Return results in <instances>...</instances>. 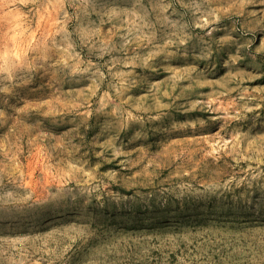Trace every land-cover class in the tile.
<instances>
[{
  "label": "rangeland",
  "instance_id": "1",
  "mask_svg": "<svg viewBox=\"0 0 264 264\" xmlns=\"http://www.w3.org/2000/svg\"><path fill=\"white\" fill-rule=\"evenodd\" d=\"M0 264H264V0H0Z\"/></svg>",
  "mask_w": 264,
  "mask_h": 264
}]
</instances>
